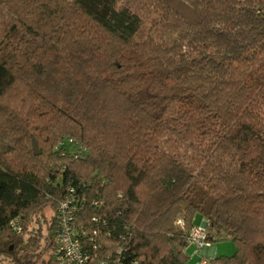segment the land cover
Listing matches in <instances>:
<instances>
[{"label": "trees", "instance_id": "1", "mask_svg": "<svg viewBox=\"0 0 264 264\" xmlns=\"http://www.w3.org/2000/svg\"><path fill=\"white\" fill-rule=\"evenodd\" d=\"M70 184L102 205L91 264H189L198 214L218 260L264 264V0H0V254L59 264Z\"/></svg>", "mask_w": 264, "mask_h": 264}, {"label": "built area", "instance_id": "2", "mask_svg": "<svg viewBox=\"0 0 264 264\" xmlns=\"http://www.w3.org/2000/svg\"><path fill=\"white\" fill-rule=\"evenodd\" d=\"M70 143L75 145L72 154L79 158L85 156V147L79 142L69 139ZM84 185H68L63 196L57 203L55 220L57 226V246L55 249V258L59 264H91L92 257L98 256L97 250L101 246L98 243V235L103 222L100 215H92L87 221L80 220V214L86 209L88 204L100 206L98 200H90L85 190L81 189ZM102 206V205H101ZM23 215L12 218L9 222L10 228L16 234L24 231ZM178 224L183 225V219H178ZM207 231L204 222L202 225L193 226L189 236L188 245L196 246L199 251L202 248H208L210 254L202 256L197 264H226L218 260L217 250L212 248L211 240H207ZM92 253V254H91ZM124 248L118 247L115 254L108 253L106 258L98 260L97 264H138L137 260H131L126 263Z\"/></svg>", "mask_w": 264, "mask_h": 264}, {"label": "rangeland", "instance_id": "3", "mask_svg": "<svg viewBox=\"0 0 264 264\" xmlns=\"http://www.w3.org/2000/svg\"><path fill=\"white\" fill-rule=\"evenodd\" d=\"M39 146V145H38ZM40 149V147H39ZM41 150V149H40ZM54 209L52 206L48 205L43 207L41 210L37 211L34 218L27 223L26 230L23 232L26 236L31 233L40 234L45 242V237L49 234V227L52 222ZM204 218L201 214H198L195 218V226L202 225ZM212 248L216 249L220 257H230L236 250L237 245L235 241L224 235L220 236L217 240H211ZM200 251V250H199ZM197 250L196 246H190L188 249V254L190 255L189 264H197L199 259L202 257L201 252ZM18 258L22 257V252L16 254ZM0 264H15L12 256H7L6 254H0Z\"/></svg>", "mask_w": 264, "mask_h": 264}, {"label": "water", "instance_id": "4", "mask_svg": "<svg viewBox=\"0 0 264 264\" xmlns=\"http://www.w3.org/2000/svg\"><path fill=\"white\" fill-rule=\"evenodd\" d=\"M33 150L35 155L41 154V150L39 149L38 143L35 139H33Z\"/></svg>", "mask_w": 264, "mask_h": 264}, {"label": "crops", "instance_id": "5", "mask_svg": "<svg viewBox=\"0 0 264 264\" xmlns=\"http://www.w3.org/2000/svg\"><path fill=\"white\" fill-rule=\"evenodd\" d=\"M199 252H201V255L203 256H206V255H209L210 254V250L208 249V248H202V249H200V251ZM218 253V252H217Z\"/></svg>", "mask_w": 264, "mask_h": 264}]
</instances>
